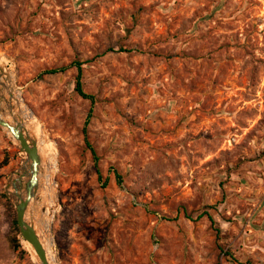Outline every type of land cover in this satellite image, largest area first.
I'll use <instances>...</instances> for the list:
<instances>
[{
  "label": "rangeland",
  "instance_id": "obj_1",
  "mask_svg": "<svg viewBox=\"0 0 264 264\" xmlns=\"http://www.w3.org/2000/svg\"><path fill=\"white\" fill-rule=\"evenodd\" d=\"M0 60L56 159L53 264H264V0H0ZM4 129L0 264H37Z\"/></svg>",
  "mask_w": 264,
  "mask_h": 264
},
{
  "label": "water",
  "instance_id": "obj_2",
  "mask_svg": "<svg viewBox=\"0 0 264 264\" xmlns=\"http://www.w3.org/2000/svg\"><path fill=\"white\" fill-rule=\"evenodd\" d=\"M4 76H7V80H4ZM0 78H2V82L0 81V87L4 88V82L8 83L10 81V77L8 75L6 66L1 60ZM12 85L15 90L13 82ZM15 92L17 91L15 90ZM11 99L12 96L7 91L5 92V95H0L1 103L8 102L10 104ZM9 106L10 108L8 113L10 114L12 108L17 107V105L16 103H12ZM13 121L15 122V124L10 123L0 117V126L3 129L6 128L9 132H11L13 139L18 145L20 152L24 154V161L22 160L20 166L16 170L20 171V175H28V177L26 179H22V183L20 184V187L24 190V196L19 195L16 192V187L14 186V179L11 177L12 173L9 175L5 183V193L13 201L16 212L15 219L19 234L22 239L29 244L30 251L34 253L37 262L39 264H53L51 256L47 253L45 247L43 246L40 225L37 222L35 215L34 217L32 216L34 213V208L32 206H29L30 198H35L38 192L37 172L39 170L41 161H43L42 157L39 154L41 153L42 155V151L38 152V140L40 137L37 133V127L33 122H23V118L19 114H15V117L13 116ZM10 185H12L15 189L13 193L9 192L8 190ZM57 204L58 202L56 196L55 208ZM41 211L42 210L40 207L39 213Z\"/></svg>",
  "mask_w": 264,
  "mask_h": 264
},
{
  "label": "bare ground",
  "instance_id": "obj_3",
  "mask_svg": "<svg viewBox=\"0 0 264 264\" xmlns=\"http://www.w3.org/2000/svg\"><path fill=\"white\" fill-rule=\"evenodd\" d=\"M10 83H6L4 82V88L5 90L2 91V89L0 88V95L2 93H5L6 91L9 92L12 96V103H16L18 104L19 108L17 109H13L10 111V114L8 113L10 106L8 104H1L0 102V117H2L3 119L7 120L10 123L15 124L14 121H12L13 116L15 117V114H19L22 116L23 118V122L28 121L27 116H31L32 113L30 110H28V108L24 105L23 106V102L20 98V96L18 95L17 92H15L13 85H12V75L10 74ZM0 81L2 82V78H0ZM6 84V85H5ZM6 129V128H5ZM7 130V129H6ZM8 131V130H7ZM9 132V131H8ZM11 134V132H9ZM12 135V134H11ZM40 143H42V138L40 137L38 140V152L41 151L40 149ZM40 156L42 157L43 161H41L40 166H39V170L37 172V184H38V192L41 191L43 193V201L38 202L36 197H31L30 198V204L29 206L34 208V213H33V217L35 215V218L37 220V222L40 225V228H43L44 230L47 229L50 226V222L53 216V213L55 211V204H56V187H55V180H54V174H55V168H56V159L54 157V154L50 153V155L48 156V158H46L44 156V154L41 155V153H39ZM42 168H45L44 170ZM19 170H17L18 172ZM14 174V186L16 187V192L19 195H23L24 196V190H21L19 188V180L21 175L19 174L20 171L18 173ZM11 186V185H10ZM9 186V187H10ZM9 190V188H8ZM10 190H15V189H10ZM10 192V191H9ZM46 207V211H41L39 213V208L40 207ZM27 218V216H26ZM43 240V238H42ZM49 244L51 246L52 242L49 239ZM43 246L45 247V250L47 251L48 254H50V249L51 247L48 246L45 241L43 240ZM37 264H39L37 262Z\"/></svg>",
  "mask_w": 264,
  "mask_h": 264
},
{
  "label": "trees",
  "instance_id": "obj_4",
  "mask_svg": "<svg viewBox=\"0 0 264 264\" xmlns=\"http://www.w3.org/2000/svg\"><path fill=\"white\" fill-rule=\"evenodd\" d=\"M73 65H75V67L77 68V75H76V79H75V86H74V89L75 91L83 98H87V99H90V100H93L94 99V96L92 94H89L87 92L84 91L83 87H82V82H81V65L82 63L79 61V60H74L73 61ZM64 68L61 67V68H51V69H48L47 72H50V73H55L57 71H61L63 70ZM89 117H90V112L88 113L87 115V118L85 120V124L88 123L89 121ZM86 139V138H85ZM86 142H87V145L90 147V150H91V153L93 155V159L96 163V161L98 160V157L93 149L92 146H90V144L88 143L87 139H86ZM9 161V158H8V155L5 154V156L3 157V159L0 161V166H3L5 164H7ZM97 173H98V178L100 179L101 178V174H100V171L99 169L97 168ZM117 177L119 178V174H117ZM14 225L16 226V222H14ZM17 229V228H16ZM16 245H19V242L18 240L16 239ZM25 251V250H24Z\"/></svg>",
  "mask_w": 264,
  "mask_h": 264
}]
</instances>
